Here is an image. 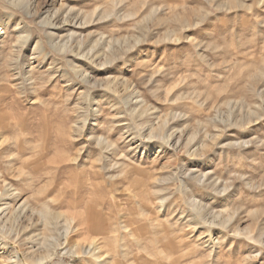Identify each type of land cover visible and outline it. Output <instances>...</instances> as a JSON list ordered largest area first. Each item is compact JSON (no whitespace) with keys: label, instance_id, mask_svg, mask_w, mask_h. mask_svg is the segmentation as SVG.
<instances>
[{"label":"rangeland","instance_id":"374dc122","mask_svg":"<svg viewBox=\"0 0 264 264\" xmlns=\"http://www.w3.org/2000/svg\"><path fill=\"white\" fill-rule=\"evenodd\" d=\"M31 3L0 0V264H264V0Z\"/></svg>","mask_w":264,"mask_h":264},{"label":"bare ground","instance_id":"6f19581e","mask_svg":"<svg viewBox=\"0 0 264 264\" xmlns=\"http://www.w3.org/2000/svg\"><path fill=\"white\" fill-rule=\"evenodd\" d=\"M19 1H25V4H26L27 7H29V6L32 4V3H31L32 0H19ZM52 18H53V17H52ZM50 22H51V21H50ZM50 24H52V23H50ZM52 25H54V24H52ZM1 196H2V194H1ZM19 206H20V205H19ZM19 206H18V207H19ZM18 207H17V208H18ZM5 208H6V207H5ZM20 208H21V207H20ZM3 209H4V208H3ZM8 209H9V208L4 209V210H1V209H0V214H2V213L5 212V211L8 212V211H7ZM18 209H19V208H18ZM18 211H20V210H18ZM18 211H14V213H15V212H18ZM6 212H5V213H6ZM11 212H12V211H11ZM4 215H5V214H3V217H5ZM1 217H2V216H1ZM101 218H102V217H101ZM102 220H103V219H102ZM96 227H97V226H96ZM96 227H95V228H96ZM68 234H69V233H68ZM66 235H67V234H66ZM91 241H95V240H91ZM64 242H65V240H64ZM92 243H93V242H91V244L89 243L90 245H89V247H87V248H84V247H81V246H80V247L82 248L81 251H82L83 253L86 254V253L89 251V248H90L91 246H93ZM62 244H63V243H62ZM62 244H61V245H62ZM64 244H65V243H64ZM60 248H61V247H60ZM66 248H67V247H66ZM81 248H80V249H81ZM60 250H61V249H60ZM76 250H78V249H76ZM63 251H64V250H63ZM79 251H80V250H79ZM59 252H60V251H59ZM61 253H62V252H61ZM91 253H92V252H91ZM64 254H65V253H64ZM80 254H82V253H80ZM56 255H57V254H56V251H53V252H51L50 254H48V256L46 257V260H53V259L55 258ZM42 262H43V261H42ZM98 262H99V261H98ZM40 263H41V262H40Z\"/></svg>","mask_w":264,"mask_h":264}]
</instances>
